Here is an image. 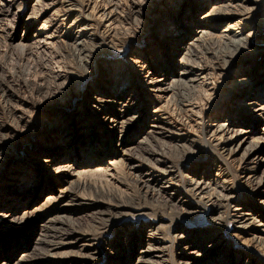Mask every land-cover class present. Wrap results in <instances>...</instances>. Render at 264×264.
Instances as JSON below:
<instances>
[{
  "label": "rangeland",
  "instance_id": "374dc122",
  "mask_svg": "<svg viewBox=\"0 0 264 264\" xmlns=\"http://www.w3.org/2000/svg\"><path fill=\"white\" fill-rule=\"evenodd\" d=\"M61 1L68 2L77 10L69 12V5L59 2L51 7L53 0H0V10H5L0 16V214H5L6 217V222L0 226V264H23L19 260L24 256H28V264H63L57 259L44 256L42 253L47 247L45 244L36 243L38 237L42 238L39 234H44L39 231L41 226L48 224L55 217H63L61 219L65 222V230L69 226L77 225L78 234L70 238L62 236V233L49 232V239L64 245L48 252L74 255L82 253V247L87 245L95 254L91 260H80V263L78 261L79 264H113L114 255L121 253V242H124L122 261L136 264L140 251L145 250V243L151 234L164 241L163 258L166 264H177L180 249L186 244L193 247L194 237L203 233L207 238H211L214 233L220 232L226 246L216 252L213 264L219 263L227 249H231L230 251L238 256L242 254L243 261L264 264V229L253 224L248 225L246 229H237L233 228L230 221L232 207L237 201H244L251 207V211L264 218V208L259 206L264 192V165H259L256 174L247 169L256 167L255 163L263 158L264 147L245 159L244 163L241 161L243 149H237L240 141L247 136L248 140H258L264 134V121L255 127L256 125L240 119L243 112L241 107L245 100L233 90L236 78L234 76L239 70L240 61H236L226 72L210 69L209 66L214 62L212 54L220 49L216 43H207V52L200 55L201 64L209 69L201 76L205 79L200 78L199 81L201 96L196 97L197 102H191V105L175 104L171 102L174 101L171 93L160 94L150 89L148 82L153 76L147 74L149 68L154 76L158 72L159 68L153 66L159 63L157 59H162V64L171 59L170 52L173 48L168 45L170 40L159 46L149 44V29L152 23L147 17L143 18L142 24L129 21L124 24L115 14L112 18L107 16L113 3H119L118 12L124 16L132 0ZM188 1L190 0H155L153 13L161 4L165 6L167 3L171 9L172 22L175 21L178 26L191 25L192 31L202 26L201 28H208L214 36L220 33L224 25L216 26L210 18L219 1L204 0L193 16L194 23L187 18L179 19L178 12L187 11L185 9ZM37 3L41 7L48 5V8L44 10V7H39ZM261 9H264V3L260 5ZM147 15L151 17V14ZM87 25L95 27L99 38L92 41L89 31L82 34L91 39L94 50L100 51L92 58L89 66L90 76L80 70L72 49L68 47V37L76 35L77 30L82 26L87 28ZM251 29L252 26L241 34H246ZM128 30L135 32L124 33ZM258 39V36L253 37V43ZM20 44H34L35 47L23 50ZM151 46L156 50L148 51ZM201 50L205 51L203 48ZM250 61L259 69L264 67V55L260 59L253 58ZM112 63L134 66V74L140 80L143 78L142 82L138 81L135 85L137 91L144 90V95H141L142 106L150 105L148 111L157 112L160 118L169 123L175 136L161 138L159 141L151 139L149 146L139 145L137 141L143 137L142 130L146 131L148 127L137 124L126 134V139L134 142L115 149L119 137L112 136L116 133V125L108 122L111 115L106 113L99 117L91 108L93 103H90L91 99L94 101V97L98 96L99 90L94 94V87L103 85L102 81L99 82V75L103 73L100 67ZM175 70L179 71V66ZM57 74L62 75V78L57 80ZM222 75L226 78L222 79ZM157 78L160 77L156 76ZM61 83L68 87L65 94L57 86ZM2 89L11 95L10 102L5 100ZM105 97L108 102L114 100L113 95ZM215 122L233 130L213 135ZM52 123L64 128L70 125V135L50 133L48 129ZM103 123L105 125H102ZM240 131L249 133L237 136ZM178 134L185 135L188 140H194L198 161L191 159L186 163L184 158L182 160L179 157L178 152L182 150L179 144L182 143H178L181 139ZM236 149V153L230 152ZM147 150L163 154L148 155ZM128 153L138 160L128 163ZM144 158H147L146 161ZM156 160L166 162L168 167H174L173 170L176 168L182 178L195 177L191 171H198V176L204 181L209 177L214 179L217 175L218 180L232 189L233 192L230 193L237 197L227 206L221 202V220L219 219L216 228L211 223L217 222L209 220L213 219V215L205 211L212 205L207 201L208 195H199L200 198L204 197L202 201L196 196H186L184 182H176V186L168 190L169 204L157 201V197L143 195L136 182L137 173L129 167L135 165L147 170L149 166L144 164L147 162L148 165L157 166ZM204 163L220 167V174L210 171L212 167L206 170L205 166H199ZM183 165L187 168L184 169ZM15 170H24L22 176L15 175L19 181H23L20 184L23 191L21 196L14 192L20 186L17 182L14 188L9 185V178L14 176ZM250 174H255L257 179L263 182L260 188H257L256 184L248 183L246 179L252 176ZM26 186L35 189L27 191ZM179 189L176 194L175 190ZM173 194L175 195L170 197ZM12 197H17V202L9 204L8 199ZM70 203L76 206H67L65 210H61ZM119 203H124L125 208H117ZM97 210L105 215L102 219L92 221L93 213ZM124 228L133 235L128 236L125 241H120V231L125 230ZM182 228H187L185 230L189 233L184 236L192 240V243L178 241L177 236L181 234L179 229ZM57 238L63 242H59ZM198 241L203 245L202 239ZM140 242L144 244L139 246ZM208 250L207 247H201V255L207 256ZM147 256L145 255V258H148ZM234 260L237 262L238 258Z\"/></svg>",
  "mask_w": 264,
  "mask_h": 264
},
{
  "label": "bare ground",
  "instance_id": "6f19581e",
  "mask_svg": "<svg viewBox=\"0 0 264 264\" xmlns=\"http://www.w3.org/2000/svg\"><path fill=\"white\" fill-rule=\"evenodd\" d=\"M178 1L180 0H176V2ZM203 1L204 0L188 1L187 8L185 9L187 11L178 12L179 19L183 17L185 19L187 18V20L190 21L194 20L193 16L201 8ZM205 1L207 2L219 1V3H217L218 7L215 8V10H213V12L210 14V18L214 20L216 26H220V25H224V26L221 29L220 33L215 34V36L212 34L210 30H208V28L205 27L201 28L202 26L201 27L199 26L198 30L192 31L191 25L189 26L184 25L182 27V26H178V24H176L175 21L172 22L171 9L166 5L167 3L165 4L166 7L162 6L161 4L158 7V9L153 13L155 0H132L131 3L127 6L124 16H122L120 12H118L119 3H113L111 5V11L107 14V16H110V18H112L113 15L115 14L117 15V17H119L120 22L122 23L124 22V24L126 21H129L133 24H142L143 18L147 17L151 19L150 23H152V25L150 26L151 28L149 29L150 34H149L148 43L151 45L159 46L160 44L170 40V43H168V45L170 44L169 46L173 48L172 51L170 52L171 59L167 60L165 64H162L163 62L160 63L162 59H157V62L159 63L153 65L155 68L157 67L159 68L158 72L155 73V76L150 72L151 71L149 70L150 68L148 69L147 74H149V76H153V78H151L150 81L148 82V85L153 92L160 94L171 93L170 96L174 97L173 98L174 101L171 102H174L175 104L181 106L191 105L192 104L191 102L194 103V101H196L195 100L196 97L201 96L202 93V91L200 90L201 83L199 81L200 78H203L201 76L205 72L209 71V69L207 68V66L201 64L202 58L200 57V55L207 52L208 49L206 48L207 43H216L218 45L217 47H219L218 49L220 50L218 52H213V54L211 53L214 57V62L213 64H211V66H209V68L212 70L220 69V71L223 70L224 72H226L230 66L236 64V61H240L238 67L239 70H237V73L234 76L236 78L234 79L233 82L234 83L233 90L236 92V95L240 96L245 100V103L241 107L243 112H241L240 119L243 122H250L251 124L256 125L255 127H257L258 123L264 121V67L261 69L255 67L253 66V62L250 60L253 58L260 59L264 55V9L260 10V5L264 3V0H205ZM57 2L62 3L61 0H53L51 7L54 6ZM62 4L69 5L68 2H63ZM37 5L41 7L40 4L37 3ZM72 6L73 5L68 6L69 8L67 10L69 12L77 10V9H73ZM42 7H44V10H46L48 8V5L45 6L43 5ZM171 8H173V6H171ZM2 11L5 12V10L1 9L0 16H2ZM146 13L151 14V17H149ZM192 22L194 23V21ZM146 26L149 27L148 24ZM251 26H252L251 31H249L246 34L245 33L241 34L245 29L251 28ZM82 27L81 29L77 30L76 35L72 37L71 36L68 37V39L70 40L68 47L69 49H72L73 56L74 58H76L77 65L80 68V70H82L83 73L88 74L90 76L91 73L89 72V66L91 64L92 58L94 55H96V53H100V51L97 52L96 50H94L93 47L94 44L92 45L93 43L92 41H94V39L99 37L95 32V27H91V26H88L87 28H82ZM210 28L211 27H209V29ZM87 31L91 33L90 37H92V41L86 35L82 34V32H87ZM78 32L79 35H77ZM134 32L135 31L133 30H128V32H124V33L134 34ZM256 36H258L260 39H258L256 43H253L252 39L253 37ZM33 45L34 44L31 45L20 44L19 46L23 50H30L32 47H35ZM152 47L154 46H151V48ZM151 48L148 51L156 50L155 48L152 49ZM201 48H203L205 51L203 52ZM247 55L248 57H246ZM178 66H179V71L175 70L176 67ZM133 68L134 66L132 67L126 63H112L101 66L100 69H103V73L99 75V79H100L99 82L102 81L103 85L101 84V87L99 88L94 87V94L96 93V90H99L97 91L98 96L94 97L95 99L93 98L94 101H92V99L91 100L89 99L90 103H93L94 105L91 108L99 117L102 115H106V113L111 115L110 116L111 119L108 118V122L110 121L116 125L115 128L116 133L112 136L119 137L118 141L115 143L116 146L115 149H117V147H120L124 144L134 142L133 140L130 141L126 139V134L131 127L136 126L137 124H141L143 126L148 127V130L146 131L142 130L141 135H143V137L139 139L140 141L139 140L137 141L139 145L141 144L144 146H149V143H151V139L154 141H159L158 139L170 137L175 134L171 125H169V123H166L164 119L160 118L157 112L148 111L150 105L149 107L142 106L141 102H143V99H141V95H144L142 93L144 90L142 89V91L140 92L137 91L135 89L136 87L135 85L138 81L142 82L143 78H141L140 80V78L136 74H134ZM219 73L221 74V72ZM207 74L211 75L210 73ZM61 76L62 75L57 74L55 78L59 80L62 78ZM156 76L160 78L156 79ZM217 76L220 77V75ZM225 78L226 77L222 75V79ZM203 79H205V77ZM57 86H59V89L62 90L63 94L67 93L66 90L68 87L66 86L65 83H61ZM2 91L4 92L3 89ZM3 94L5 95L6 98L5 100L10 102L11 95L9 96L6 93V91ZM106 95L109 96L113 95L114 100H111L109 102L106 101L105 100ZM125 98L127 99L123 101ZM121 101L123 102L121 103ZM152 113L155 115L150 116V114ZM102 125L105 124L103 123ZM49 126L50 127L48 130L50 133H59V135L60 133H62L60 136L64 134L65 136L70 135V131H69L70 125L68 126V128L67 127L64 128L63 126L59 127L58 125L55 126V124L53 123L49 124ZM213 129H214L212 132L213 135L223 132L225 133L227 131L233 130V129L230 130V128L227 126L221 125L219 122H215V124L213 125ZM247 133H245L244 131H240L237 134V136L246 135ZM177 136L181 138L180 140H178V143H182L179 144V146L181 145L182 148V150L178 152V154L180 155L179 157L181 159L184 158V160L183 159L182 160L186 161V163H188L189 160L191 159L198 161L199 156L195 144H193L194 140L186 139V136L183 134L181 135L178 134ZM248 139L249 137L247 136V138L240 141V143L237 145L238 151L239 149H243L241 155V161H243V163L245 159L259 152L264 147V134L261 138H258L259 141L251 140L252 138L250 140ZM237 149L231 150L230 152L231 153L233 152L232 154H234L237 152ZM147 152L148 155L161 156L163 154V153L159 154L154 150H149V151L147 150ZM126 155L129 156V160H127L128 163L130 162L132 163V160L133 162H135V160H138L137 157L132 158L129 153ZM145 159L147 158H144V160ZM155 162L157 163V166L148 165L149 163L146 162L144 166H149L147 167L148 168L147 170H143L142 167H136L135 165L129 167V169L133 171L135 170V172L137 173L136 182L140 186L139 188L143 193V195L145 196L151 195V197L152 196L157 197V201H160L165 204H169V200H167L168 190L176 186L175 185L176 182H180V183L184 182L186 196L194 198L195 196L198 197L199 195H208L207 201L211 202L212 205L209 208H206L205 211L210 213V215H213V219H209V220L217 222V223L215 222L211 223V225L216 228V226L219 224V219L221 216L220 215V207L222 206L221 202L225 203V206H227L229 205V203L232 202V200H234L237 197V195H232L230 193L233 192L232 189L228 188L225 184H223L224 183L223 181L218 180L217 175L214 179L209 177L206 179V181H204L202 178L198 176V171L195 173L191 171L190 173L194 174L195 177L192 178L190 176H184L182 178L178 170L176 168L175 170H173L174 167H168L166 162L159 160H156ZM255 164L256 167H247V169L251 171L253 170L252 172L255 173L256 170L260 168L261 165L262 166L264 165V156L262 159L259 160V162ZM185 165L182 166L184 169L187 168ZM202 165L205 166L206 170H209L212 167L211 168L212 170L210 169V171H216L217 173L220 174L221 171L220 167L210 165L208 163L200 164L199 166L203 167ZM20 169H25V168L20 167ZM13 174L14 176L9 178V185L11 188H14L16 182L19 185L23 182V181H19L20 179L16 178L15 175H19L18 177L22 176L24 174V170L23 171L15 170L13 171ZM255 174L253 175L250 174L252 176H248V177L246 176L247 177L246 180L248 181L249 184H253V185L256 184L257 188H260V186L263 185L262 184L263 182L261 180H258ZM26 188L27 191H31L35 189L33 187L31 189L29 186H26ZM17 189L18 190H14V189L13 190L14 192H17V194L21 196L23 193L22 185H20ZM211 190L213 192H211ZM179 191L180 189L175 190L176 194H178ZM209 191L211 193H209ZM262 194L261 195L263 196V198L262 200L259 201V206L260 207L262 206L264 208V192H262ZM174 195L175 194L171 195L170 197ZM198 199L202 201L204 197L203 198L198 197ZM8 200H9L8 201L9 204H12L14 202H17V197H12L9 198ZM237 202L238 203H236V205L232 207L233 209L230 216L231 224L234 226L233 228L246 229L248 225L250 226V224L251 225L253 224L256 225L258 228L262 227L264 229V218H262V216L260 215L255 214L254 211H251L250 210L251 207L247 205L244 201H237ZM123 204L118 205L117 208H125ZM201 204L204 203L201 202ZM67 206L75 207L76 205H71L70 203L62 207L61 210H65ZM84 206L90 208L94 207V205H84ZM104 215H105L104 212L97 210L93 213V217L91 220L93 221V220L102 219V216ZM61 218L63 217H55L54 219H51L48 224L45 223L44 225L41 226L39 231L44 232V234L43 235L39 234L40 236H42V238L38 237L36 239V243L45 244V246L48 248V249L45 248L46 251L42 254L46 257L57 259L58 261H61V263L63 264L64 263L76 264L78 261L80 263V260H91L90 258H92V256L95 254V251L93 252V250L90 249V247L87 245H84L82 247L84 248L82 249V253L74 254V255L73 254L71 255V253H67L64 255H57L56 253L52 254L48 252L51 250L54 251L58 249V246L64 245V243H55L54 241L49 239L50 238L48 234L49 232L52 234L62 233V236L65 237L69 236L70 238H73L76 234H78L77 225L69 226L67 230H65L63 228L65 222ZM5 222H6L5 214L4 215L0 214V226ZM96 227L95 229H97ZM124 229L125 230L120 231L121 232L120 233L121 238L119 239L120 241L121 240L125 241V239L128 236L130 237L133 235L132 233L131 234L129 233L130 231H128L127 228ZM185 229L187 228H182V230L179 229L181 231L180 232L181 234L177 236L178 241L180 242L190 241L192 243V240H189L188 238H186V236H184L186 235V233L187 234L189 233ZM196 231L199 234L201 233L200 231H198V229ZM201 234H202L201 236L198 235L194 237L195 245L193 247L186 244L185 247L180 249L181 251L179 253L180 258L177 264H213L214 263L216 252L222 249L224 246H226L225 240L223 239V237H221V232L219 234L214 233L211 238H207L206 235L203 233ZM197 239L198 240L202 239L203 245L202 243H199ZM59 242H63V241L61 240ZM162 242L164 241L158 238L157 235L151 234L148 241L145 243L146 245L145 250L140 251V255L135 263L136 264H166V260H164L163 258L165 247ZM205 243H210V245ZM123 244L124 242H121V244H119V251L121 249V253L118 254V256L114 255L113 264H127L124 261H122L124 256V251H122V249L124 248ZM142 244H144V242L143 243L140 242L139 246H141ZM201 247L204 248L207 247L209 249L207 251L209 252L207 256L201 255L202 254L200 252ZM230 250L231 249L229 250L227 249L226 253H224V255H222V257L220 258L218 264H256L254 261H243L242 254L238 256L236 254H233ZM145 255H148L147 256L148 258H145ZM236 258H238L237 262L236 260H234ZM19 262H22L23 264H28L30 263V260L28 256H24L22 260H19Z\"/></svg>",
  "mask_w": 264,
  "mask_h": 264
}]
</instances>
